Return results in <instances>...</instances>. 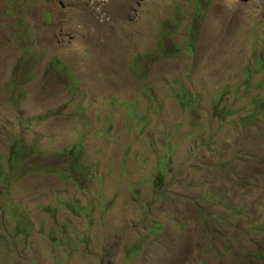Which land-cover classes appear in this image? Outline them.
<instances>
[{"label": "rangeland", "instance_id": "rangeland-1", "mask_svg": "<svg viewBox=\"0 0 264 264\" xmlns=\"http://www.w3.org/2000/svg\"><path fill=\"white\" fill-rule=\"evenodd\" d=\"M262 55L264 0H0V264H264Z\"/></svg>", "mask_w": 264, "mask_h": 264}, {"label": "trees", "instance_id": "trees-1", "mask_svg": "<svg viewBox=\"0 0 264 264\" xmlns=\"http://www.w3.org/2000/svg\"><path fill=\"white\" fill-rule=\"evenodd\" d=\"M195 9H196V11L198 12V14H200V13H202V12H204V7L201 5V3L200 2H195ZM176 17H178V15L177 14H175V15H173L172 17H171V22H174L175 21V19H176ZM176 28V27H175ZM191 33H192V31H191ZM159 41H162L161 39L159 40ZM189 43H191L190 42V40H189ZM162 45V42H160V43H158V47H160ZM263 56L264 55H262V56H260L259 57V59H258V66H257V68H258V70H257V73H260L261 71H263L264 70V58H263ZM248 73H249V71H248ZM251 75L253 76L254 74L251 72ZM251 75H248V77L249 78H247V80H248V83H249V80L251 79ZM13 88H15V86H11V88H10V90H12ZM221 98H222V96H220V97H218V101L220 102L219 103V107H220V105H221ZM219 115H220V113H218ZM74 149H75V146H72L71 148H69V149H66V150H64V151H74ZM83 209H87V208H82L81 210H83ZM80 210V211H81ZM134 250H132L131 251V253L133 252Z\"/></svg>", "mask_w": 264, "mask_h": 264}]
</instances>
